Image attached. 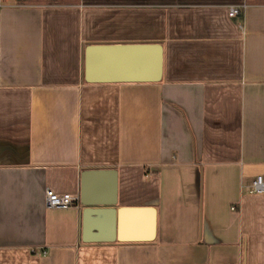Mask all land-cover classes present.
<instances>
[{
	"label": "crops",
	"instance_id": "obj_1",
	"mask_svg": "<svg viewBox=\"0 0 264 264\" xmlns=\"http://www.w3.org/2000/svg\"><path fill=\"white\" fill-rule=\"evenodd\" d=\"M153 42L159 80L84 79L89 45ZM258 175L264 0H3L0 264H264Z\"/></svg>",
	"mask_w": 264,
	"mask_h": 264
},
{
	"label": "water",
	"instance_id": "obj_2",
	"mask_svg": "<svg viewBox=\"0 0 264 264\" xmlns=\"http://www.w3.org/2000/svg\"><path fill=\"white\" fill-rule=\"evenodd\" d=\"M162 61V47L156 42L91 44L85 52L84 79L88 82L156 81L161 77ZM104 173L106 170L101 168H88L83 172L81 197L83 204H101L87 202L86 191L92 178ZM112 176L114 200L109 205L115 204L114 172Z\"/></svg>",
	"mask_w": 264,
	"mask_h": 264
},
{
	"label": "built area",
	"instance_id": "obj_3",
	"mask_svg": "<svg viewBox=\"0 0 264 264\" xmlns=\"http://www.w3.org/2000/svg\"><path fill=\"white\" fill-rule=\"evenodd\" d=\"M3 6V0H0V8ZM242 13V6L232 5L229 9V14L232 17L238 16ZM251 192L264 193V175L256 176L251 184ZM47 205L53 208H67L79 203L78 196L69 193H59L55 190H47Z\"/></svg>",
	"mask_w": 264,
	"mask_h": 264
}]
</instances>
